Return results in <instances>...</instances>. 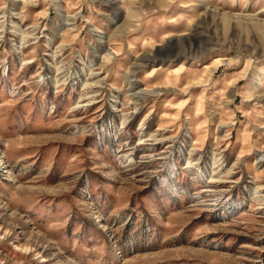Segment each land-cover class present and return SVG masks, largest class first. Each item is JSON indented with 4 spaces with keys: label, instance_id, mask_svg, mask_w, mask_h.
Here are the masks:
<instances>
[{
    "label": "rangeland",
    "instance_id": "obj_1",
    "mask_svg": "<svg viewBox=\"0 0 264 264\" xmlns=\"http://www.w3.org/2000/svg\"><path fill=\"white\" fill-rule=\"evenodd\" d=\"M0 264H264V0H0Z\"/></svg>",
    "mask_w": 264,
    "mask_h": 264
}]
</instances>
